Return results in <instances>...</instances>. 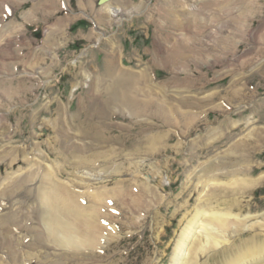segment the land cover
<instances>
[{"label":"rangeland","instance_id":"374dc122","mask_svg":"<svg viewBox=\"0 0 264 264\" xmlns=\"http://www.w3.org/2000/svg\"><path fill=\"white\" fill-rule=\"evenodd\" d=\"M111 67L147 76V115L116 100L126 84ZM263 130L264 0H0V264H170L209 190L203 170L226 162L223 174L241 154L236 166L264 176ZM48 171L103 196L101 245L39 237ZM242 194L238 213L264 222V177ZM257 232L264 241L257 227L237 242ZM215 253L208 264L226 258Z\"/></svg>","mask_w":264,"mask_h":264},{"label":"bare ground","instance_id":"6f19581e","mask_svg":"<svg viewBox=\"0 0 264 264\" xmlns=\"http://www.w3.org/2000/svg\"><path fill=\"white\" fill-rule=\"evenodd\" d=\"M110 12L111 15L116 16L119 9L116 8ZM160 56L163 59L156 60L155 64H159V61L168 62L169 58L167 60L165 54H160ZM116 68L115 71L113 67L108 69L109 79L115 83L120 82L123 86L126 84L121 94L116 93V100L130 108L131 116H140L142 113L147 115L149 108L146 96L139 99L143 96V89L139 90L136 83L140 81L148 83L149 79L145 74L141 78L131 77L120 68ZM175 80L174 78L173 82ZM159 101V103L154 101V104L162 117L167 112V108L166 103L161 102V98ZM175 108L172 107V113L179 114L180 118L185 116L186 113ZM190 116L193 117L196 114L193 116L190 114ZM249 122H251L250 119L246 124H250ZM261 132L264 133V130ZM262 137L264 139V134ZM234 149L237 150V148ZM243 157L241 154L239 157L231 156V167L226 168L223 174H217L215 170L222 169L226 166V162L224 166L215 165L203 170L204 175L202 176L208 178L206 181L209 190L207 195L201 198L192 209L194 212L192 217L185 218L187 222L174 247L170 264H208V258L212 253L217 252L219 247H222L226 253V258L219 264H264V241L258 239L262 231L251 236L252 238L237 242L238 237H241L245 231L256 230L257 227L264 228L263 221L249 220V217L241 215L243 212L242 196L239 194L246 195L249 189L264 177L251 179L248 177L250 169L236 166V163L244 161ZM34 177L35 172L32 173V180ZM220 178H227L228 182ZM40 182L36 196L38 197L36 199L38 208L33 217L39 237L48 243L52 242L57 248L68 249L72 252H82L87 248L101 245L104 239L102 236L105 234L103 223L106 219H102L99 209L101 206L104 211L107 208L106 204L101 203L102 200L104 201L103 196L98 193L89 195L76 193L71 188L61 186L55 182L50 171L43 174Z\"/></svg>","mask_w":264,"mask_h":264}]
</instances>
